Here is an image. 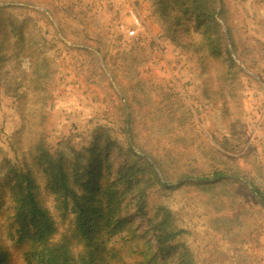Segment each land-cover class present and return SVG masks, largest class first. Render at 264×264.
Returning <instances> with one entry per match:
<instances>
[{
	"label": "rangeland",
	"instance_id": "374dc122",
	"mask_svg": "<svg viewBox=\"0 0 264 264\" xmlns=\"http://www.w3.org/2000/svg\"><path fill=\"white\" fill-rule=\"evenodd\" d=\"M163 1L0 0L3 264H25L31 249L16 210L21 170L53 218V241L83 251L46 154L69 170L76 161L84 171L91 154L100 163L94 184L124 223L111 242L122 252L115 264H180V243L194 264H233L235 252L208 255L209 244L252 233V264H264V0H218L207 33L171 25L192 0H176L171 16ZM217 31L216 55L206 36ZM168 226L181 233L158 243Z\"/></svg>",
	"mask_w": 264,
	"mask_h": 264
},
{
	"label": "trees",
	"instance_id": "16d2710c",
	"mask_svg": "<svg viewBox=\"0 0 264 264\" xmlns=\"http://www.w3.org/2000/svg\"><path fill=\"white\" fill-rule=\"evenodd\" d=\"M163 4L165 8L169 6L172 11L168 12V16L173 15V11L177 8V1L164 0ZM191 4L184 7L183 16L180 17L181 21L174 22L171 24L172 27L177 29L184 24L190 26L195 23L197 26L206 25L204 30L207 33L211 26L217 24L215 15L218 0H192ZM206 37L209 39L208 44L213 49L212 52L214 51L216 55L220 54L221 32L217 31L215 39L208 35ZM211 45H214L213 48ZM86 149L93 153L95 146ZM78 155L77 153L75 159H78ZM46 156L49 161L46 170L50 177L49 180L54 184L52 188L55 189L58 197H61L63 206L75 214V229L83 243V251L74 256L67 241L63 239L53 241L52 237L56 232V227L49 211L42 207L37 198V184L31 177V172L29 170L16 171L14 187L17 191L15 196L17 216L21 223L20 240H27L31 244V249L24 253L25 264H115L116 260H122V252L119 254L111 242L114 236L122 232L124 223L121 219H112L109 209L111 200L105 197L106 190L98 186L96 188L94 184L96 181L94 175L102 170L100 163L96 164L98 168H93L94 157L91 154L87 168L84 171H75L76 161L69 170L63 168L62 157L58 158L51 154H46ZM70 176L74 179L73 182ZM219 176L220 174H215V177ZM77 185L82 187L81 191L77 190ZM166 222L167 218L160 223ZM166 228L168 231H165ZM162 232L165 233L156 235L158 243L173 242L181 230H171V226H168L164 227ZM178 247H182L180 264H194L195 261L189 248L184 243H180ZM152 259V264H155V256ZM4 261V255L0 254V264Z\"/></svg>",
	"mask_w": 264,
	"mask_h": 264
},
{
	"label": "crops",
	"instance_id": "0c3cea01",
	"mask_svg": "<svg viewBox=\"0 0 264 264\" xmlns=\"http://www.w3.org/2000/svg\"><path fill=\"white\" fill-rule=\"evenodd\" d=\"M253 236H255L254 233H252V235L247 234L245 235L246 240H243L242 238L234 240L223 235L222 239L219 238L218 247L209 244L210 249L208 250V255L218 250L219 256L226 255L228 258H231L233 252H235V259L237 262L233 264H252L254 262L253 258L255 257V252H259L254 249L253 242L255 240L253 239ZM207 260L210 259L207 258ZM223 260L229 263L228 259ZM206 264L208 263L206 262Z\"/></svg>",
	"mask_w": 264,
	"mask_h": 264
},
{
	"label": "built area",
	"instance_id": "2783aa9c",
	"mask_svg": "<svg viewBox=\"0 0 264 264\" xmlns=\"http://www.w3.org/2000/svg\"><path fill=\"white\" fill-rule=\"evenodd\" d=\"M140 24H141V22L139 21V19L136 18V19H135V24L133 25V27H128L125 31H126L129 35L133 36V35L136 34V30H137V28H139ZM120 29L124 30L125 27H124L123 25H121V26H120Z\"/></svg>",
	"mask_w": 264,
	"mask_h": 264
}]
</instances>
